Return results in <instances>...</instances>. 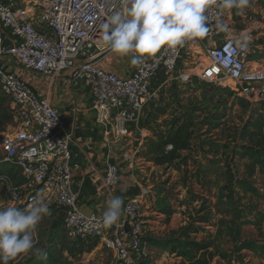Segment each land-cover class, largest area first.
I'll list each match as a JSON object with an SVG mask.
<instances>
[{"label":"built area","instance_id":"built-area-1","mask_svg":"<svg viewBox=\"0 0 264 264\" xmlns=\"http://www.w3.org/2000/svg\"><path fill=\"white\" fill-rule=\"evenodd\" d=\"M119 10L118 0H0V87L21 117L19 126L1 143L3 161L18 168L21 180L0 172V206L24 208L37 198L55 204L61 212L60 225L71 237L96 238L114 253L118 264H137L131 252L138 258L146 255L142 240L152 222L148 211L155 203L153 185H141L126 200L124 219L110 227L100 223L101 214L83 213L71 170L73 134L30 80L38 76L50 83L66 75L69 83L87 88L97 123L108 138L128 141L130 150L124 158L132 163L152 135L146 112L156 106L164 85L197 78L261 102L264 65H253L247 36L228 33L231 10L222 9L220 0H209V31L203 38L177 48L165 46L144 58L128 76H119L97 61L103 52L104 26ZM203 55L206 64L199 62ZM121 170L109 150L102 184L115 186Z\"/></svg>","mask_w":264,"mask_h":264},{"label":"rangeland","instance_id":"rangeland-1","mask_svg":"<svg viewBox=\"0 0 264 264\" xmlns=\"http://www.w3.org/2000/svg\"><path fill=\"white\" fill-rule=\"evenodd\" d=\"M228 33L247 36L253 65L263 66L264 0L232 9ZM101 49L97 59H109L111 52L104 44ZM202 61L207 63L204 55ZM196 83L163 87L156 106L146 112L152 135L138 158L145 159L155 203L142 240L146 255L137 264H264V100L252 102L228 86ZM199 88L209 93L199 96ZM8 98L14 119L0 126V172L20 181L1 148L21 122ZM119 142L123 153L130 150L127 140ZM60 215L43 217L35 233L46 264H118L98 239L71 237ZM85 239L96 246L79 253V240ZM35 257L29 253L9 264H29Z\"/></svg>","mask_w":264,"mask_h":264},{"label":"clouds","instance_id":"clouds-1","mask_svg":"<svg viewBox=\"0 0 264 264\" xmlns=\"http://www.w3.org/2000/svg\"><path fill=\"white\" fill-rule=\"evenodd\" d=\"M248 4L249 0H220L224 10L239 11ZM208 5L209 0H118L120 10L105 24L102 41L111 53L130 57L132 65H139L165 46L177 48L203 38L209 31ZM123 203L120 196L108 199L100 223L105 227L117 223ZM49 212V206L39 198L24 208L0 206V264L29 253L46 256V250L36 246L35 233Z\"/></svg>","mask_w":264,"mask_h":264},{"label":"crops","instance_id":"crops-1","mask_svg":"<svg viewBox=\"0 0 264 264\" xmlns=\"http://www.w3.org/2000/svg\"><path fill=\"white\" fill-rule=\"evenodd\" d=\"M4 1L15 2L17 0ZM109 56V59L102 61L97 59V61L105 69L113 71L119 76H128L136 66L130 63V57H119L113 53ZM162 80L163 78H160L157 81L158 86ZM30 81L34 90L47 97L57 108L66 129L73 134L75 143L72 147L71 170L73 185L78 192L80 206H85L93 214H102L106 207V201L113 196H120L123 199L124 208L126 200L138 193L141 185L149 184L150 178L146 174L147 170L145 171V159L136 158L132 163L125 160L124 154L129 150L123 153L122 144L117 140L108 138L105 134V128L97 123L94 102L87 88L79 84L69 83L66 75L57 76L50 83L38 76ZM195 81L199 82L195 86L203 82L197 78H193L190 82ZM178 82L183 84L178 80H172L163 87H170L171 84ZM217 92L219 91L217 90ZM208 93L209 90L199 88L197 94L202 96ZM144 115L145 112L143 124ZM109 150H112L114 159L121 165L122 169L120 180L113 187H105L101 179L106 172V158ZM48 206L50 212L44 216L43 220L57 219L58 211L60 212L58 207L55 204ZM123 219L124 211L118 222ZM131 253L134 259L139 262V258L133 250Z\"/></svg>","mask_w":264,"mask_h":264},{"label":"trees","instance_id":"trees-1","mask_svg":"<svg viewBox=\"0 0 264 264\" xmlns=\"http://www.w3.org/2000/svg\"><path fill=\"white\" fill-rule=\"evenodd\" d=\"M10 107L11 106H10L8 96L4 95L0 89V126L3 124L8 125L14 119L13 110ZM0 130H3V128L0 127ZM88 238H93V237H88ZM79 241L81 243V248L78 250L79 253H81V252L83 253L85 251H90L93 249L94 246H96V241L90 242V241H88V239L79 240ZM70 252L72 254L74 253V251H70ZM45 257L46 256L35 257L33 260L30 261L29 264H46Z\"/></svg>","mask_w":264,"mask_h":264},{"label":"water","instance_id":"water-1","mask_svg":"<svg viewBox=\"0 0 264 264\" xmlns=\"http://www.w3.org/2000/svg\"><path fill=\"white\" fill-rule=\"evenodd\" d=\"M81 211H82L83 213H85L86 215H89V216H91V215L93 214V212H89V211L85 208V206H82V207H81ZM125 229H126L127 231H130V226H129V223H128V222L125 223Z\"/></svg>","mask_w":264,"mask_h":264}]
</instances>
